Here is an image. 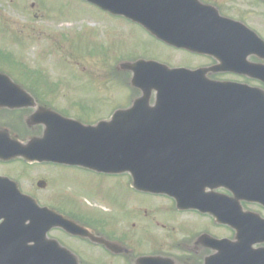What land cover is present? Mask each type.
<instances>
[{
	"label": "water",
	"instance_id": "1",
	"mask_svg": "<svg viewBox=\"0 0 264 264\" xmlns=\"http://www.w3.org/2000/svg\"><path fill=\"white\" fill-rule=\"evenodd\" d=\"M85 1L140 24L170 46L220 58L226 28L187 23L188 18L177 13L187 6L185 0ZM120 69L133 73L131 85L142 93L130 108L93 126L45 110V117L37 120L45 125L44 134L27 143L0 129V159L52 162L108 174L128 172L136 189L173 196L205 194L208 189L212 195L224 186L238 202L264 206L258 161L264 156V134L256 133L264 132L263 90L208 79L207 73L219 66L191 71L140 60L123 63ZM28 98L0 73V108L20 107ZM41 117L38 113L34 120ZM210 132L221 136L210 137ZM223 147L227 152H220ZM179 202L193 207L205 204ZM53 227L81 233L73 223L23 195L17 184L0 177V264H78L70 251L47 238ZM256 235L252 242L245 241V236ZM237 238L228 243L227 253L232 256H226V264H264V247L251 249L253 243L264 244V220L260 218L253 231L248 224V232Z\"/></svg>",
	"mask_w": 264,
	"mask_h": 264
},
{
	"label": "flooded vegetation",
	"instance_id": "2",
	"mask_svg": "<svg viewBox=\"0 0 264 264\" xmlns=\"http://www.w3.org/2000/svg\"><path fill=\"white\" fill-rule=\"evenodd\" d=\"M10 1L15 0H0V42H7L9 50H20L22 54L28 51L36 33L35 23L41 20H36L34 13H29L30 0L25 4H12ZM195 1L202 7L190 9L193 23L227 25L230 27L227 37L245 43L228 44L227 51L247 54L245 61L251 66H264V50L259 49L258 42L250 41L243 35V29L237 28L246 27L264 41V0ZM31 7L33 9L34 3ZM11 10L17 18H10L6 11ZM188 54L195 60L188 65L190 69L218 64L213 57ZM15 58L19 59L17 52L0 56V72L10 75L7 69H14L31 75L27 62L21 59L22 66L17 67ZM238 70V60L228 58L224 63V71L213 73L210 77L264 89V83L252 78L249 75L251 72L246 73V70L245 73H239ZM13 81L34 100L32 104L27 99V105L21 108H0V128L9 130L14 139L26 142L41 136L44 126L34 124L33 117L41 113L40 119H43L46 114L44 109L75 118L71 114L72 106L63 109L57 105L54 91L45 92L39 89L41 86ZM42 109L43 112H40ZM0 166L7 168V171H0V176L16 180L21 191L27 195L37 198L34 194L36 190L50 191L45 195L44 203L37 198L40 204L68 219L81 233L73 234L62 227H56L48 233V239L70 251L78 264H207L210 261L219 264L218 258L223 252L227 255V243L237 242L239 233L248 232V224L252 226V231L257 228L258 215L264 218V207L259 204L239 201L233 203V206L227 205L228 200H233V195L223 188L217 190L215 195L191 197L150 194L136 190L129 173L103 174L79 167L31 164L22 159L0 161ZM9 166L19 167L11 171ZM34 168L43 169L46 176L32 183L30 189L25 188V182L29 180L30 171ZM79 172L102 181L96 194L78 196L73 193L75 186L60 183L62 180L68 182L70 177L79 175ZM66 188L71 189L67 194L64 193ZM186 199L220 203L204 204L201 205L203 209H193L179 204L178 201ZM253 239L255 236L250 239L245 236L247 242ZM251 247L258 249L259 245L255 243Z\"/></svg>",
	"mask_w": 264,
	"mask_h": 264
},
{
	"label": "rangeland",
	"instance_id": "3",
	"mask_svg": "<svg viewBox=\"0 0 264 264\" xmlns=\"http://www.w3.org/2000/svg\"><path fill=\"white\" fill-rule=\"evenodd\" d=\"M28 11L41 20L35 23L36 33L28 51L21 54L20 50H9L7 42L1 41L0 56L17 52L16 66L21 67L20 60H25L31 75L7 70L17 82L41 86L39 89L45 92L54 91L57 105L63 109L72 106L71 114L87 125L109 119L116 109L130 106L140 96L130 86L131 74L119 69L121 62L155 59L181 67L195 61L185 51L157 42L139 26L79 0H30ZM6 12L10 18L16 17L12 10ZM9 167L16 171L19 166ZM6 169L0 166V171ZM79 173L60 183L75 186L73 193L78 196L96 194L102 181ZM41 176H46L43 169L31 170L25 188L30 189ZM65 190L67 194L71 189ZM49 192L36 190L34 194L44 203Z\"/></svg>",
	"mask_w": 264,
	"mask_h": 264
}]
</instances>
